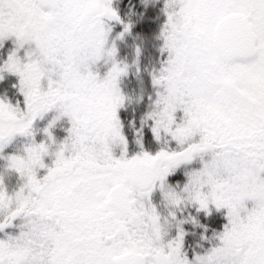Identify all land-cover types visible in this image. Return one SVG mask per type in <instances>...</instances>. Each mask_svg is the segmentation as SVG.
Returning a JSON list of instances; mask_svg holds the SVG:
<instances>
[{"label": "snow or ice", "instance_id": "1", "mask_svg": "<svg viewBox=\"0 0 264 264\" xmlns=\"http://www.w3.org/2000/svg\"><path fill=\"white\" fill-rule=\"evenodd\" d=\"M0 264H264V0H0Z\"/></svg>", "mask_w": 264, "mask_h": 264}]
</instances>
